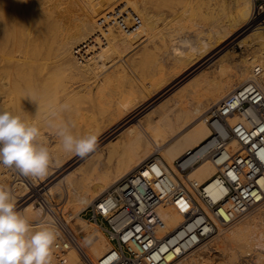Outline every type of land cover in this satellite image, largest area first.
<instances>
[{
    "label": "bare ground",
    "instance_id": "6f19581e",
    "mask_svg": "<svg viewBox=\"0 0 264 264\" xmlns=\"http://www.w3.org/2000/svg\"><path fill=\"white\" fill-rule=\"evenodd\" d=\"M142 1L0 0V111H9L24 120L28 119L26 122L36 124L41 131L39 142L49 149L51 155L48 173L42 178L24 176L16 169L21 177L15 178L17 182L13 185L11 197L15 209L21 207L18 212L29 220L33 228L40 224L53 225L49 215H43L44 219H37L39 208L37 210L34 201L29 200L38 194L40 196L42 190V195L50 197L56 203L64 197L63 201L69 206L65 218L75 239V243L71 244L72 247L69 245L67 250L66 264H99L101 260L115 255L112 243L101 228L96 225L91 229L89 220L78 215L76 208L81 204L88 206L94 202L156 152L163 157L172 177L186 181L194 178V182L204 183L214 198L223 197L227 190L216 172L227 157L241 149V145L235 137L223 141L222 137L228 135L227 123L221 119H213L211 111L236 88L253 79L257 67L261 70L257 79L264 84V10H257L252 0H233L239 17L227 19L220 27L215 25L218 29L213 27L214 31L208 32V36L201 38V42L191 43L188 48L172 44L169 55L174 56V61L171 64L166 61L165 71L162 72L165 75L158 77L156 85L151 83L150 89L148 86L143 89L133 76L132 78L120 71L118 74L111 71L101 88H93L92 75L97 72L98 67L99 71L104 67V62L101 66H95L97 59L108 60L106 56H110L114 60L117 53L118 57L119 54H125L141 29L150 26L151 21L148 23L146 18L149 15L146 12L147 16L144 15L141 7ZM125 2L142 17V24L129 31L120 29L116 22L117 16L111 14L116 8L125 9L122 6ZM175 21L177 22L176 19ZM248 21L255 28L248 30ZM182 38L186 42L190 41L186 37ZM235 41L249 46H244L249 51L247 56L238 60L224 52L225 46ZM75 53L80 58H86V61H81ZM116 61L114 60L115 63ZM214 65L216 70L206 68ZM167 68L171 70L167 71ZM185 77L188 80L186 78L180 83ZM121 80L129 82V88L133 91L131 96H137L120 99L117 111L104 115L94 123L91 134L95 132L97 142L106 138L101 144L106 150L105 156L113 157L125 145L128 158L120 159L113 166L101 167L98 164L101 163L103 153L95 157L93 154L79 157L75 153L64 151L61 139L58 144L51 142L52 140L48 142L52 137L48 135V121L55 119L60 123L61 117V111H58L57 117L53 118V111L70 101L74 102L77 96L87 98L94 91L111 90L114 81L120 84ZM67 89L76 93L70 96L66 93ZM65 93L69 97H65ZM148 106V110L138 115L142 108ZM249 113L256 117L253 110H249ZM227 121L232 125L239 121L248 123V116L234 112L227 116ZM213 127L218 133L213 132ZM75 137L80 138L81 135L76 133ZM216 145L222 146L215 158H212L208 156V152ZM261 154L264 155V149ZM177 158L181 159L184 168L200 158L202 160L184 174L181 168L175 166ZM82 159H85L84 164L80 162ZM8 175L5 177L8 178ZM17 185L21 188L20 191H17ZM191 207V202L185 197L158 206V212L164 220L163 227L158 229V236L162 238V251L168 264H191L198 257L203 260L202 254L208 251V247L202 254V251H198L202 245L201 232L198 231L202 217H188L189 213L186 212ZM256 207V210L253 209L255 213H249V218L245 220L244 217L245 221L242 223L237 224L236 221L234 224L232 221L227 228L219 226L224 230L221 234L217 232L220 236L215 234L216 242L220 244L222 240L230 241L238 248L236 250H247L249 253L263 247L264 200ZM201 228L206 232L208 227L202 225ZM81 231L87 234L89 244L74 234ZM213 238H209V243ZM197 243H200V247L196 252L201 255L195 253L197 256H193L192 253L197 248L193 247ZM191 249L193 252L189 254ZM187 253L192 254V257L184 256Z\"/></svg>",
    "mask_w": 264,
    "mask_h": 264
},
{
    "label": "built area",
    "instance_id": "2783aa9c",
    "mask_svg": "<svg viewBox=\"0 0 264 264\" xmlns=\"http://www.w3.org/2000/svg\"><path fill=\"white\" fill-rule=\"evenodd\" d=\"M122 6L125 9L116 8L111 13L117 16L119 28L129 31L140 26L142 17L139 12L126 2ZM75 54L80 58L78 53ZM80 60L85 62L86 58ZM260 73L257 67L256 76L219 102L210 114L213 119L227 123L228 135L222 137L223 141L235 137L241 145V149L227 157L216 172L226 187V194L214 198L204 183L192 180L185 183L180 178L172 177L161 154H152L80 212L100 227L112 243L115 255L101 260L99 264H168L162 251V238L158 236V229L164 225L158 212V206L162 203L176 202L180 197L189 200L192 207L186 213H189L188 217H202L198 231L201 232V241H204L215 235L219 226L226 227L264 200V160L261 159L264 149V134L261 131L264 129V84L257 79ZM249 110H253L256 117ZM234 112L247 115L248 123L239 121L234 125L229 124L227 116ZM213 132L218 133V130L213 127ZM221 146L213 147L208 156L215 158ZM200 159L185 168L180 158L175 159L174 163L178 169L186 172ZM36 200L39 213L49 215L50 223L58 233L54 247L57 262L65 264L64 255L69 245L75 243L65 219V202L56 203L44 195ZM202 225H207L206 232ZM256 260V257L247 255L242 262L247 264Z\"/></svg>",
    "mask_w": 264,
    "mask_h": 264
},
{
    "label": "rangeland",
    "instance_id": "374dc122",
    "mask_svg": "<svg viewBox=\"0 0 264 264\" xmlns=\"http://www.w3.org/2000/svg\"><path fill=\"white\" fill-rule=\"evenodd\" d=\"M143 1H142L143 3H141V7H143L142 9H144V13L146 12L149 15V16H147L146 13L144 14L147 16L146 18L149 21L148 23H150V21H151L150 26H147L146 29L145 28L143 30L141 29L139 35L133 39L134 42L131 45L132 47L131 46H130L131 48L129 47V49H128L129 51L127 50V52L125 54L124 53L119 54L120 57H118V53L114 56V60H117L116 63L114 62L113 59H110V56H106L107 58H109L108 60L101 59V61H100L99 59H97L98 62H97V60L94 61V62H97V63H94L95 66H96V64L97 65L99 64L101 66V65H103V62H104V65H103L104 67L103 66H102L103 68L101 67L102 68V70L100 69L101 72L99 71V67H98L97 72L94 74L92 73L93 74L92 75L93 76L92 77L93 78L92 79L93 88H95V87H96V89L101 88V86L104 85V82L108 78L109 74H111L112 72L113 73L116 72L118 74V72L120 71L122 73H125V75H129L130 77L133 76L135 78L136 82H138L139 86L142 87L143 89H147L144 87V85L148 86V89H150L151 86L149 84L152 83V81L155 77L165 75L162 73L165 71L163 69V64H164V68H165L167 60H168L167 62H169L168 64H171L174 61V59H173L174 56L169 55V53H170L169 49H172V44L177 43L179 46L181 45L183 48H188V46L191 43H199V41L201 42V38L208 36L207 35L208 32L214 31V29L215 30L218 29V28H216V26L220 27L221 26L220 24H222V25L225 24L227 19H234V18L237 19L236 17L239 15V11L236 8L233 0H143ZM252 1L254 3V6H256L255 8L257 10H259V11L264 10V0H252ZM145 5H146V7L144 8ZM252 8H253V4H252ZM251 16H252V11H251ZM251 16H250V19H251ZM148 17L151 18V20ZM175 19L177 20V22L175 21ZM219 21H220V23H219ZM249 21L247 22L248 24H246V28L248 30L255 28L254 26L249 25ZM166 25H168V27ZM213 27H215V28L213 29ZM153 28H155V29H153ZM152 30H153V32H152ZM148 32H150V33L148 34ZM143 34H145V35H143ZM182 37H186V39H189L190 41L186 42V40ZM183 40H185V41H183ZM249 42L251 43V41H249ZM244 46H247L249 48L248 45H241V43H239L237 41L231 42L225 46L224 52H227V54H231L235 59L238 60V59L244 57V55L247 56V54L249 53L248 48L246 49V47H244ZM104 59H106V58L104 57ZM105 61H106V63H105ZM112 61H113V63H112ZM109 62H111L115 66ZM120 63H121V65H120ZM107 65H112L113 68L111 66L107 67ZM116 67L122 69V71L118 70ZM141 67H142V70H141ZM108 68L109 69L111 68V69L108 70ZM168 68H167V71H170L171 69H168ZM206 68H209L210 70L211 69L216 70V65L209 66V67L207 66ZM132 70H134V71H132ZM109 71H110V73H109ZM98 72L100 73V75H98L99 74ZM96 74L98 77L97 76L95 77ZM187 77L180 80L179 82L181 83ZM187 80H188V78H187ZM116 82L117 81H114V83H116ZM157 82H158V80H157ZM185 82L186 81H184V83ZM174 86L175 85H173V87ZM115 88L118 90V92L116 91V94L112 95L113 96L112 97L111 91H112V89L114 90ZM126 88H129V86ZM126 88L122 90L121 84H118V85L114 84L112 86L111 90L101 89L98 92L94 91L92 93H89L87 95V98H86V96L85 97L81 96L83 98V100L79 96L82 101L77 96V98L73 100L74 102L70 101L68 103V105L71 104V105H69L68 110H64V111L60 112V115H61L60 122L67 123L70 126V131L72 132V134L74 136L76 135V133H77V135H81V137H84L86 135L91 134V130H92L91 126L94 123L100 121L104 115H111L112 113L117 111L118 101L120 99L124 98L125 96H127L128 98H130V97L132 98V97L137 96V94H135V95L133 94L131 96L133 91L130 88L128 90H126ZM67 91H66V93H69L70 96L74 95V93H76V92H73L72 89H67ZM66 93H65V97H69V96H66V95H69ZM103 93H104V96H103ZM77 99H79V100H77ZM76 101L78 104L76 103ZM79 101H81V102H79ZM152 103H155V102L152 101ZM76 104H77V106H76ZM149 108H150V106H148L146 108H142L140 110V112L138 113V115L141 112H145ZM25 121H28V119H25ZM28 123H32V122L29 121ZM87 129H89V131L86 132ZM48 130H49L48 132H50V134H48V135L52 136L48 142H50L52 140L51 142H53V143L56 142L58 144V142L60 141V137L57 135V130L55 128H52V127H49ZM55 133H56V135H55ZM117 136H119V135H115V137H117ZM108 138L109 137H107V139ZM103 141H106V138H102L100 141H98L96 148H95L96 151L94 150L92 153L87 155V156H90L93 154L92 156L95 157L97 154L103 153V155H101V159H100L101 163L98 164V166H101V167L113 166V165L117 164L120 159L128 158V156H127L128 154L126 152V149H125L126 146L125 145H124L123 149L121 151H119L118 153H115L113 155V157H109L107 155L105 156L104 154H106V150H105V148H102V146H101ZM94 152H96V153L94 154ZM84 160L85 159H82L80 162L84 164L85 163ZM201 160H202V158H201ZM201 160H199L197 163H199ZM197 163H195V165ZM77 167H78V165H77ZM187 172H188V170L186 172H183V173L186 174ZM0 173H1L0 174V188H4L5 190H7L11 194L12 189L14 187L13 185H14V183L17 182V180H15V178L21 177V175L19 174V172H17L15 167H6L2 164H0ZM7 175H8V178L5 177ZM181 180L185 183H188V181H186V179H181ZM192 181H196V179L193 178ZM16 188H18L17 191H20V189H21V188H19L18 185L16 186ZM43 192H44V190L41 191V195L43 194ZM38 196H39V194L37 196H33V198H31L29 200V202L32 200L34 201V205L36 206V208L39 205L38 201L36 200ZM44 196L47 197L46 195H44ZM63 199H64V197L59 199V202L61 200L63 201ZM65 206L67 209L65 211V213H67L69 206L66 203H65ZM86 206L87 205H83V204L77 206L76 213L78 215H81L79 213L83 210L85 211ZM20 208L21 207L16 208L15 210L18 212L20 210ZM256 209H257V207L254 208V210H256ZM254 210L252 209V212H248L245 216L240 217L241 222H239L240 218L235 220L234 224L236 223V221H237V224L245 221L247 218H249V216L251 214L255 213ZM38 212H39V210H38ZM38 212H37V215H38L37 219H40V218H42L43 215H41ZM249 213H250V215H249ZM244 217H245V220L243 219ZM65 219H67V218H65ZM89 224H90L89 226H91V229L93 226H96L95 224L91 223L90 221H89ZM233 225H231V226H233ZM219 230L220 231H218V233L221 234L220 232L222 231V233H223L224 229L221 230L219 228ZM74 234L78 235L79 238L81 239V241H83L85 243L89 242L86 233L81 231L79 234L76 232ZM213 236H215V235H213ZM213 236L210 237V239L213 238ZM216 236H220V235H217V233H216ZM216 236L212 239V242L210 240V243H209V238L204 240V241H201V244L204 246L200 245V243H197V245H195L193 247L194 249L197 247L195 249V252H193V250H194L193 248H192L193 250L191 249L192 251L191 250L189 251V254H190V252L191 253L193 252L192 253V254H194L193 256H197V255L200 256L204 252V250L208 249V251H206L202 254L203 260L201 257H198L196 262H192L191 264H244L242 261L244 260L245 256H247L249 254L254 256V257L256 255V257H258L259 260L258 261L256 260L253 263H247V264H264V246L257 248V251H255L253 253L252 252L249 253L247 250L242 251V249H239L240 251H238V250H236L238 248L237 247L235 248V245L231 244L230 241L225 242L224 240H222V241H220V244L218 242H216L217 241ZM223 241H224V243H223ZM263 241H264V237H263ZM204 242H206V243L204 244ZM199 245L201 247H203V250L201 249V247ZM70 247H72V245ZM206 247H208V248L206 249ZM209 247L211 249H209ZM197 249L199 252L202 251L200 255H199V253H197L198 251L196 252ZM246 251H247V253H246ZM261 252H263V253H261ZM195 253H197V255ZM260 253H261V255H260ZM189 254L188 253L184 254V256H188ZM191 255H189V256H191ZM64 256L67 258V251H66ZM199 258H201V260ZM82 260H83V262H85L84 259H82ZM186 260H188V257L186 258ZM52 264H58L57 259L55 257V254H54V259H53Z\"/></svg>",
    "mask_w": 264,
    "mask_h": 264
},
{
    "label": "clouds",
    "instance_id": "9594fccd",
    "mask_svg": "<svg viewBox=\"0 0 264 264\" xmlns=\"http://www.w3.org/2000/svg\"><path fill=\"white\" fill-rule=\"evenodd\" d=\"M61 105L58 111L68 110ZM57 130L64 151L85 157L97 145V136L89 134L75 137L67 123L48 121ZM40 128L28 123L19 115L0 111V164L15 167L24 176L44 177L51 164L49 149L39 142ZM57 231L48 224L33 228L29 220L15 210L11 194L0 188V264H52Z\"/></svg>",
    "mask_w": 264,
    "mask_h": 264
},
{
    "label": "crops",
    "instance_id": "0c3cea01",
    "mask_svg": "<svg viewBox=\"0 0 264 264\" xmlns=\"http://www.w3.org/2000/svg\"><path fill=\"white\" fill-rule=\"evenodd\" d=\"M163 69H164V64H163ZM157 79H158V77H155V78L153 79L152 83L156 85ZM117 82H118V81H117ZM117 82L114 83V84L117 85V84L120 82V80H119L118 83H117ZM127 83H128V84H127ZM120 84H121V86H122V90L125 89L126 87L130 86V85H129V82L122 81V80H121V83H120ZM149 85L151 86L152 84L150 83ZM144 87L147 88L146 85H144ZM128 89H129V88H126V90H128ZM116 91L118 92V90H117L116 88H115L114 90L112 89V91H111V96H112V95H115V94H116ZM120 91H121V90H120ZM103 96H104V93H103ZM112 97H113V96H112Z\"/></svg>",
    "mask_w": 264,
    "mask_h": 264
},
{
    "label": "snow or ice",
    "instance_id": "6c2138e0",
    "mask_svg": "<svg viewBox=\"0 0 264 264\" xmlns=\"http://www.w3.org/2000/svg\"><path fill=\"white\" fill-rule=\"evenodd\" d=\"M262 134H264V129L261 130ZM261 159L264 160V155H261Z\"/></svg>",
    "mask_w": 264,
    "mask_h": 264
}]
</instances>
